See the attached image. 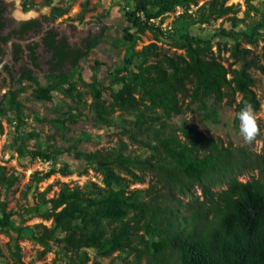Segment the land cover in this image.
<instances>
[{
    "label": "trees",
    "instance_id": "16d2710c",
    "mask_svg": "<svg viewBox=\"0 0 264 264\" xmlns=\"http://www.w3.org/2000/svg\"><path fill=\"white\" fill-rule=\"evenodd\" d=\"M132 1L133 8L127 14L120 38L114 43H108L123 52L128 49L130 54L122 57V68H115L102 81L90 84L92 107L95 119L108 123L107 114L110 109L102 99V94L113 83H120V87L112 95L113 102L110 106H119L125 111H137L142 106L144 112H139L141 124H147L150 128L154 122L160 123V128L155 129L156 143H146L155 153L139 160L124 157L121 149L107 152L104 156L99 152L82 154L75 151V159L94 162L98 169L104 171L105 187L94 182H90L85 189L66 184L47 200L40 193V199L47 205V209L39 214L44 220L51 222L50 227L36 223L16 228L13 230L15 234L10 236L11 241L15 245L17 240L29 238L44 248L42 253L49 249L51 243L60 247L63 255L69 253L72 264H101L96 259L89 263L90 258L85 250H93L95 258H105L114 252L141 255V251L133 246V240L140 230L143 234L155 237L147 242L139 236L142 246L151 256L149 264H164L166 255L174 259L175 264H264V149L261 154L251 157L244 149L231 148L220 141L207 139L185 124L178 127L184 136L181 140L173 129H170V133H165V123L162 122L189 110L192 103H197L200 109H206L210 100L213 110L222 103L232 105L235 121V114L245 103H250L254 111L259 110L260 102L252 89L254 79L251 71H259L264 75V65L259 63L251 49L241 47L240 43L251 46L258 39H264L262 25L255 23L248 31L236 30L240 21L236 15L238 10L234 4H227V0ZM251 1L244 0L247 16L250 11L258 13ZM43 2L46 6L51 4V0ZM32 4L31 0L24 1V10L29 9ZM190 5L195 7L192 13L188 12ZM148 6L152 8V12L147 11ZM177 7L182 8L178 19H190L202 24H209L221 17L229 19L232 27L222 29L218 35L228 36L234 41L229 45H220L216 41L213 45L211 39H202L189 31H182L177 40L170 41L171 47L180 50V53L168 54L154 41L142 45L139 50H133L131 43L135 33L142 34L149 30L154 39L163 36L161 17L174 12ZM66 10L67 8H51L52 17L59 18ZM140 13H143V17L139 16ZM83 16L84 7L78 13L79 20ZM156 18H160L159 24L152 21ZM103 42L100 37H92L87 44L88 52L75 57L72 71L78 68L80 61L86 59L92 49ZM213 46L217 52L212 50ZM221 49L229 52L234 63L225 65L221 61ZM68 54L65 50L59 56L55 52L49 63L52 64L53 60L58 62L53 63L52 68L60 66ZM236 63L239 65L233 67ZM127 66H132L135 70L129 80L117 75L125 71ZM51 76L64 82L65 76L62 73H51ZM25 79L35 84L33 90L36 98L51 100L53 84L45 87L38 85L31 69L21 71L17 80L19 82ZM20 90L9 89L4 94L10 107H19L17 97ZM4 111L0 101V118ZM138 129L140 130L139 126ZM2 133L0 123V134ZM30 154L44 161L51 160L50 153L40 150L30 151ZM159 156L170 165V168H159L163 178L162 188L170 189L179 184L180 192L190 191V186L196 183L201 189L202 200L192 196L187 203L192 208L189 215H183L177 220L170 219L163 208H159V195L143 201L138 199L137 191L126 194V179L115 170L120 168L133 181L141 182L142 177L135 174L131 167L139 171L144 167L155 169L151 160ZM248 169L259 170L260 178L239 181L236 174H242ZM55 172L65 176L71 171L65 164L57 171L51 170L45 177ZM36 174L33 173L32 177ZM16 180L15 175H7L3 165H0V185L10 187ZM111 182L117 187H113ZM223 184V189L214 190ZM0 208L1 228L14 229L13 217L20 215L7 211L3 201L0 202ZM131 210L135 212L134 216L126 220ZM26 229H29L28 236L21 234ZM14 254L17 255L16 262L22 264L19 255ZM74 258L78 260L77 263H74Z\"/></svg>",
    "mask_w": 264,
    "mask_h": 264
},
{
    "label": "rangeland",
    "instance_id": "374dc122",
    "mask_svg": "<svg viewBox=\"0 0 264 264\" xmlns=\"http://www.w3.org/2000/svg\"><path fill=\"white\" fill-rule=\"evenodd\" d=\"M6 3V12L12 17L13 11L17 10L16 0H4ZM27 0H21L20 9L23 11L22 3ZM44 0H31L32 6L24 10L27 13L34 11L41 13L42 9H47L49 15L51 8H67V12L59 17L57 22L64 25H72L76 32H88L100 37L103 43L91 50L86 59H82L78 68L74 71L73 65L59 73L64 74V82H59L57 78L42 70L34 71V78L38 85H54V91L51 93L50 101H43L34 95L33 88L35 84L29 80H14L10 86L11 90L21 89L18 93V108L10 107L4 91L0 90V101L5 109L4 115L0 118L3 133L0 134V165H3L6 174H13L17 180L10 187L0 185V202L3 201L7 211L14 212L20 216H14L15 227L10 230H3L0 226V264H18L16 256L18 254L22 264H72L69 253L62 254L60 247L50 243L49 249L42 253L44 248L37 242L29 238L17 240L15 245L10 236L15 234L16 228L32 226L36 223L50 227L51 222L44 220L40 212L47 209L40 199L47 200L55 196L63 185L69 187L79 186L85 189L90 182H94L100 187H105L106 179L104 171L97 168L94 162L87 163L81 159H75V151L82 154H91L99 152L102 156L107 152L121 149L124 157L136 158L143 160L151 153L153 149L146 143L155 144V129L160 128L159 122H154L148 127L147 124L140 123L139 112H144V107L139 106L137 111H125L119 106H110L113 102V93L118 90L120 83H113L105 89L102 94L106 106L110 111L107 114L108 123H101L94 117L92 107V91L90 84L102 81L108 72H113L115 68L124 66L122 57H128L130 51H120L110 46L109 42H115L120 38L122 29L126 25V17L133 8L132 0H51V4L46 6ZM200 1L198 2V4ZM227 4L232 3L236 6L237 17L240 21L235 27L236 30H250L255 23L262 25L264 30V0H252V6L258 10V13L250 11L245 15L244 0H227ZM84 7V16L79 20L78 13ZM193 6H189L188 12L194 11ZM148 12H152L150 6ZM182 13V8H175L174 12L162 16L160 27L162 35L154 39L149 30L142 34L135 33L131 47L133 50H139L142 45L154 41L162 50L168 54L173 52L180 53V50H174L170 41L177 40L182 31H189L191 34L202 39H211L213 45L217 41L231 44L234 39L228 36L218 35L219 31L230 29V20L221 17V19L211 21L209 24H202L190 19H178ZM196 16L195 14H193ZM143 17V13H140ZM155 24L160 23V18L152 19ZM105 30L103 33H101ZM216 34V37H213ZM241 47L251 49L260 64L264 65V39L260 38L254 45L247 46L240 43ZM212 50L217 52L215 47ZM221 61L225 65L234 63L229 52L221 49ZM239 64H233V67ZM72 71V72H70ZM132 66H127L125 71L119 72L125 80H129L131 73L134 72ZM254 79L253 90L260 102L259 110L254 111L257 123L260 128L259 135L252 143H245L239 132V121L234 120V108L232 105L222 103L221 106L213 110L212 100L207 102L206 109H200L197 103H192L189 110L180 115L174 116L169 120H162L165 125L163 131L170 133V129L175 131L177 137L181 140L184 136L179 131L180 126L185 124L197 130L203 137L220 141L224 146L230 145L231 148H242L251 157L263 152L264 139V75L262 72L252 70ZM16 79V78H15ZM71 84V86H70ZM160 111L158 110L157 113ZM214 120V121H213ZM140 127V130L138 129ZM40 150L43 153H50L51 160L44 161L37 156L32 157L30 151ZM162 156L152 159L155 169L144 167L142 171L131 167L133 172L142 177L141 182L132 180L126 172L120 168L115 170L126 179L124 188L125 193L130 194L138 192V199L143 201L151 200V197L159 195L157 204L163 208L166 216L170 219L177 220L183 215H189L192 210L187 206L192 196H197L199 201L202 200L201 189L196 183L190 186V191H179V184L173 187L162 188L163 178L160 176L162 166L170 168V165L162 160ZM67 164L70 168L68 175H61L59 172L48 174L51 170L57 171ZM37 173L32 177L33 173ZM241 182L250 181L251 179L260 178V172L257 169H248L242 174H236ZM113 187H117L111 182ZM225 184L220 188L223 189ZM191 193V195H190ZM134 211L131 210L126 218H132ZM1 216V208H0ZM133 224L132 220L130 221ZM21 234L29 235V229L24 230ZM139 236L147 242L155 237L137 232V237L133 240V246L141 251V255L131 253L114 252L105 258H95L93 250H85L90 258V262L96 259L101 264H149L151 256L142 246ZM17 247V248H15ZM74 258V263H77ZM164 264H175V260L166 255Z\"/></svg>",
    "mask_w": 264,
    "mask_h": 264
},
{
    "label": "flooded vegetation",
    "instance_id": "af4514ba",
    "mask_svg": "<svg viewBox=\"0 0 264 264\" xmlns=\"http://www.w3.org/2000/svg\"><path fill=\"white\" fill-rule=\"evenodd\" d=\"M22 7L24 11L23 3ZM58 19L49 13L17 23L8 16L5 1L0 0V62L7 54L8 41L12 40L9 44L10 58L0 70V90L6 89L3 90L4 94L10 89L12 82L18 79L21 71L31 69L32 75L34 71L42 70L56 74L65 67L72 66L76 56L88 52L87 44L94 35L76 32L72 25L63 26L61 22H57ZM64 50L69 54L60 66L53 69V63L58 62L53 60L52 64L49 63L54 53L57 52L59 56Z\"/></svg>",
    "mask_w": 264,
    "mask_h": 264
},
{
    "label": "clouds",
    "instance_id": "9594fccd",
    "mask_svg": "<svg viewBox=\"0 0 264 264\" xmlns=\"http://www.w3.org/2000/svg\"><path fill=\"white\" fill-rule=\"evenodd\" d=\"M21 0H16L17 10L13 11L12 18L17 22H24L30 19L38 18L41 13H46L47 9H42L41 13L29 11L27 13L20 9ZM239 121V132L245 143H252L259 135L260 128L254 109L250 103H245L243 107L235 114Z\"/></svg>",
    "mask_w": 264,
    "mask_h": 264
},
{
    "label": "water",
    "instance_id": "95a60500",
    "mask_svg": "<svg viewBox=\"0 0 264 264\" xmlns=\"http://www.w3.org/2000/svg\"><path fill=\"white\" fill-rule=\"evenodd\" d=\"M12 42V40L8 41L7 43V47H6V56H4L3 60L0 62V70L2 68V66L4 65V63H6L8 61V59L10 58V52H9V44Z\"/></svg>",
    "mask_w": 264,
    "mask_h": 264
}]
</instances>
